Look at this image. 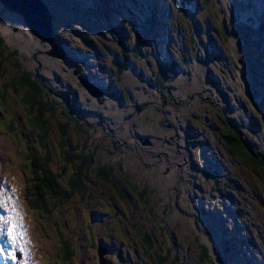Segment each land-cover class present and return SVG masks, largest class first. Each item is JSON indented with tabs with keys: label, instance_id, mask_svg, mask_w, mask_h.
Segmentation results:
<instances>
[{
	"label": "rangeland",
	"instance_id": "rangeland-1",
	"mask_svg": "<svg viewBox=\"0 0 264 264\" xmlns=\"http://www.w3.org/2000/svg\"><path fill=\"white\" fill-rule=\"evenodd\" d=\"M43 1L62 44L82 54L80 58L85 56V62L47 58V43L28 31L21 15L0 4V38L5 39L7 58L3 59L7 70L3 75L8 79L15 75L16 69L8 59L11 48H16L18 72L28 70L40 82V76H45L43 82L51 83V79L55 92H68L73 100L70 103L55 98L46 85L37 82L46 93V101L55 99L62 104V118L74 114L69 118L74 121L70 123L71 136L63 140L58 135L57 139L54 131L63 137L67 131H59L55 111H51L52 116L47 115L48 129L44 130L48 138L38 144L37 133L30 125L36 109L27 113L19 97L24 90L8 86L3 90L0 82V146L6 152L0 151V170L4 156H8L7 162L17 170L9 183L13 185L19 178L17 188L30 203V181L26 182V177L32 176L31 154L26 151L41 155L48 152L49 167L56 171L62 164L60 146L67 151L66 147L74 143L91 154L96 169H114L118 157L108 155L104 147L120 146L122 139L133 146L119 156L126 171L134 176H120L111 169L116 190L107 183L92 185L91 179H85L82 200L78 194L65 199L61 195L62 202L47 204L44 213L33 208L37 214L28 227L32 240L37 236L41 241L42 263L98 264L99 252L103 258L100 264H264V173L252 165L255 162L228 151L232 148L231 136L240 135L248 140L246 147L255 151V160L264 162V0ZM127 41L129 53L122 47ZM180 54L186 62L178 67ZM129 57L137 65L131 63L127 69L112 63L111 67L113 60L125 63ZM107 66L121 70L123 86L115 85L111 76L106 79L111 90L94 89L93 93L77 85L79 77L90 72L100 76ZM74 69L80 72L78 77L71 73ZM208 94L215 100L209 101ZM147 96L153 103L135 111V105ZM76 101L81 104L75 105ZM175 101L185 102L177 108ZM53 105L60 111L57 104ZM81 105L98 109L97 115L74 113ZM85 117L93 118L96 125L83 124ZM150 117L154 124H159L158 118L163 119L158 126L160 139L152 137L151 146L144 144L148 143L147 135L136 134L148 132L143 126L144 119ZM188 119L200 136L187 127V138L181 130ZM167 120L175 127L171 128ZM174 132L187 141L179 138L178 144V139L173 142L170 137ZM134 139L141 141L144 149L149 148L147 153L155 152L153 168L140 171V175L145 174L144 180L153 184L152 201L132 183L139 178L136 171L140 167L133 155ZM158 152L168 157L158 159ZM165 158L178 159L180 168L165 164ZM176 171L182 173L180 180ZM72 173L68 166L60 180L62 187L67 188L68 181H63ZM174 181L179 185L177 200L172 190ZM12 192L5 187L0 204L10 200V215L20 225L24 218ZM0 225H6L1 216ZM144 235L150 239V246ZM64 243L70 249V259L62 257ZM201 245L205 247L201 249ZM166 249L170 256L163 260ZM203 250L206 256L202 259ZM15 252L21 256L19 250Z\"/></svg>",
	"mask_w": 264,
	"mask_h": 264
},
{
	"label": "trees",
	"instance_id": "trees-1",
	"mask_svg": "<svg viewBox=\"0 0 264 264\" xmlns=\"http://www.w3.org/2000/svg\"><path fill=\"white\" fill-rule=\"evenodd\" d=\"M78 4L83 5V6H87L89 3H83V4L78 3ZM149 11L151 13H154L155 9L149 8ZM87 12H88V10H87ZM52 28L54 31L53 32L54 39L56 40V42L59 44V46L61 48H63L62 45L64 46L65 49L64 48L63 49H64L65 54L69 57V61L71 60V62H74L75 64L82 63V60H83V62H85V59H84L85 56L80 58L79 56L81 54H79L78 51L67 46L65 44V42H63L64 44H62V41H61V38H60L58 32L55 31L53 26H52ZM114 28L116 29V26H114ZM14 29H15V27H14ZM15 31H16V29H15ZM59 40L61 43L59 42ZM0 41H1L0 42V75H3V73L7 71L6 67H5L6 65L4 63V60L7 59L5 56L6 45L4 44L5 39L3 37H2V39L0 38ZM126 44L127 45L124 44L126 47L125 46H122V47L126 53H129V50H131L130 42L127 41ZM47 46L49 47L48 44H47ZM125 48H128V50ZM37 53H38V51H37ZM46 54H48V53L46 52ZM9 56H10V58L8 60L11 61V65L13 66V68L16 69V71H15V75L9 79L6 78V76H4V75L2 77H0V82H2L3 86L5 87L2 89L5 90L6 86H8V87H11L12 90L14 89L15 91L24 90V95L19 96L21 99V104L23 105V107H24V105L27 106V109H28L27 113H32V111L34 109H36V112H35L36 115L34 114V116H32L33 121L30 125L32 127L31 130L34 133H37L38 144L41 143L42 139H45L46 137L48 138V134H45L44 130L48 129L49 123H48L47 115L51 114V116H52L53 112L50 113L51 111H55L54 115L56 116V119H57L56 124H58L60 127L59 131L62 133L67 131V134L65 135V137H63V134H59V133L54 131V133H56V135H57V139H60L59 137L62 136V139L66 140V138H68V136H71V134H70V123L74 124V121H71L69 118L70 117L73 118L74 114L73 115H67V119L62 118V117H64V114H63L64 109H63L62 104L55 99H53L52 101H46V98H47L46 93L43 91L41 86L37 83V82H40V81H37V77L36 76H35V78L32 77L28 70L18 72L21 69H19L20 65H19L18 58H17V56H18L17 49L11 48ZM46 57L47 58L49 57L50 59H56L53 55H49V54ZM123 57H125L124 53H123ZM185 58H186L185 56L180 54V58L177 59L178 60L177 63H180V64L177 65L175 62L176 66H178V67L184 66V64L186 62ZM61 61L65 62L64 59H61ZM112 63H115L119 67H121L123 65V68L127 67V69H128L132 65L131 63H134V62H133V59L131 57H129L128 59L125 60V63L123 62V60H116V61L113 60L111 62V67L113 66ZM134 65H137V64L134 63ZM67 66L68 65H66V67ZM75 70H76V72H74ZM74 71H72L71 73L75 77H78L77 73H80V72L77 69H74ZM104 71H105L104 74L106 76L104 83L106 82V79L111 76L113 78V80H116V82L114 83L115 85H118V86L122 85L123 86V78H122V74L120 73L121 70H119L118 68H111L110 69V67L107 66ZM112 71H115V73H113ZM40 72H41V69H40ZM40 72L38 70L36 71V73H38V74H41ZM92 76L93 75L91 74V77ZM44 77L45 76H42V75L40 76V78L42 80V82H40V83L46 85L48 87V90L55 96V98H63L66 100L67 103H70V101H73L70 99L68 92L63 93V90H61V93L55 92V88L53 87V82L51 81V79H50L51 83H49V82L45 83V82H43L44 81L43 79H45ZM163 77L165 79L164 74H163ZM95 78L97 79L98 85L103 90H105V89L111 90L110 85L108 83H105L107 85V86H105V84L103 83V80L100 76L99 77L95 76ZM76 83L78 86L85 89L84 86L81 84L80 77L77 79ZM133 85H135V84H133ZM72 86H73V84H70V87H72ZM113 87L116 89L115 86H113ZM124 88L127 89L128 86L124 85ZM1 93H2V91H1ZM202 96H203V92L201 91L198 94L197 98L200 100L202 98ZM206 98H208L209 101L215 100L213 94L210 96L208 94L206 96ZM54 101H56V102H54ZM103 102H106L107 104H111L109 101H103ZM175 102L177 103V101H175ZM184 102L185 101H178V104L176 107L181 106ZM152 103H153V101L150 98V96L149 97L147 96L145 98V101H142V103L138 104L137 106L135 105V107H136L135 111H137L136 109H139L141 107H142L141 109H144V107L146 105L150 106ZM53 104H57V106L60 107V111ZM74 104L75 105L81 104V102L76 101ZM110 108H112V107H110ZM77 112L82 113L84 115H92V114L97 115L98 109L93 108V107H89V106L81 105L76 109V111L74 113H77ZM75 115L77 116V114H75ZM106 115H109V114H106ZM129 115H132V112L130 113V111H129ZM217 116H218V114H217ZM115 117H117V116H115ZM92 119L93 118L85 117V120H83L82 123L85 125L91 126V124L94 122V120L92 121ZM162 120H163L162 118H158V123L161 124ZM75 121H78V120H75ZM225 121L227 122V119H225ZM168 123L170 124L171 128L175 127V124H172L174 122L168 121ZM159 124H154L152 117H150V119L145 118L143 127L145 128V130H148V132L136 133L137 135H139L137 137H143V136L147 135V137H145V138H148V143H144V144H150L152 137H156V139H160L159 130H158ZM187 127L190 129V131L196 130L198 132V133H196L195 131H191L192 133L193 132L195 133L194 135H196V136L201 135L200 134L201 132L199 131V129L197 127H195V125L191 121H189V119H188L187 123L181 127V130L184 131L187 138H188V132L186 131ZM139 130L140 129H138V131ZM58 135H59V137H58ZM141 135H143V136H141ZM107 136H110V133H108ZM182 136L183 135L181 133L174 132L173 136H171L170 139L173 142H175L178 139L177 144H178L179 138H183L186 142L187 139H185ZM197 139H198L197 137H193V140H197ZM204 139H205V137H204ZM117 140L120 141V139H117ZM165 140L167 141V139H165ZM231 140H232L231 141L232 148L231 147L228 148V151L229 152L234 151V152L240 154L241 156H243V158H247V159L251 160V162L252 161L255 162L256 164H252V165L253 166L255 165L257 168L260 169L261 172L264 173V162H261L259 159L256 161L255 159L257 157L255 156V151L246 147L248 140L245 138L242 139L240 137V135L235 136V137L231 136ZM135 142H136V146H134L133 155L136 157L135 158L136 163H138V166H140L139 169L136 171V176H138L139 178H136V181H134L132 179L131 180H132V183L135 186V188H137L140 191L144 190L148 196L147 200L152 201L150 194L154 189L153 184H151L149 181L146 182L144 180L145 178H143V176L145 177V174L140 175V171L141 170L148 171L149 168H153V165L155 163V158H156L155 157L153 159V156H155V152L147 153V152H149L148 147H146L144 149L141 141L135 140ZM120 143L122 145L111 147V149H108V150H107V147H104V150L106 151V153L108 155L114 154V156L117 155V157H118V159L116 160L117 162L115 164L116 168H114V169L111 167H109L108 169H104V168L96 169L97 165L92 160L91 154L86 151L85 147H79V146L75 145L74 143H73V145H68V147H66L67 151H65L62 148V146H60V154L61 155H59V157L61 158L60 161H62V164L60 162V164L58 166H61V167L56 171H53L49 167V161H50L51 156L49 155L48 152L41 155L38 153L36 154L35 150H33V151L30 150V152L26 151V154H28V156H30V154H31L29 162H30V169L32 171V173H31L32 176L26 177V182L30 181V188L29 189L31 191L29 194H27L29 199H30V203H29L30 206L32 208L36 209L38 212L40 211L41 213H44V211L47 210V204H50V203L53 204V202H55V205H57L56 203L62 202L61 195H63V198L65 199V197L67 198L68 196L70 197L71 195L74 196L75 194H78L82 200L83 195H84L83 189H86L82 183V180H85V179L87 181H89V179H91L92 185H94L97 182L107 183L110 188L114 187L116 190V185H115V181H114L115 177L113 176L112 170H113V172H116L120 176H127L129 178L134 176L129 171H126V169L124 168L123 158H120V156H119L120 153H125L123 151H125L126 147L131 148L133 146L127 144L122 139H121ZM81 144H84V141H82ZM151 145H152V143L149 146H151ZM182 146H183V151L184 150L186 151L187 149L185 148V146L184 145H182ZM33 152H35V153H33ZM145 156H147V157H145ZM165 156L168 157L164 153H161V152L157 153L158 159H161L162 157H165ZM177 160L178 159L175 160V158H171V159L165 158V164H171L173 168L174 167L180 168V163ZM108 161L111 162L110 160H108ZM68 166L71 168L73 173L69 174V177L65 178L63 181V182H65V180L68 181L66 183L67 184V188H66V187L61 186L62 182L60 180H62L64 178L63 175L67 172ZM104 167H106V165H104ZM95 169H96V171L94 172ZM171 170H173V169H171ZM155 173H157V172H155ZM175 174H176L177 178H179L177 180H180V176H182L181 175L182 173L180 171H176ZM60 177H62V178L58 180V178H60ZM175 182L176 181H174L172 184V190L174 191V193L176 195L175 200H177V198H178L177 193H178L179 185L177 184V182L176 183ZM101 197H103V196H101ZM108 198H109V196H108ZM154 203H156V201ZM184 208H186V207L181 206L182 211H186ZM55 220H57V219H55ZM57 225H60V224H57ZM144 236H145L144 238L146 239L147 246H150V239H148V237L146 235H144ZM198 236L200 237L201 235L198 234ZM66 245H68V244L64 243V247L62 248V257L64 259H70L71 252H70L69 247H67ZM204 247H203V245H201V249H203ZM162 255H163V260L167 259L170 256L169 250L166 249ZM205 256H206V252L203 250L202 259ZM97 257H98V255H97ZM159 264H162V263H159Z\"/></svg>",
	"mask_w": 264,
	"mask_h": 264
},
{
	"label": "bare ground",
	"instance_id": "bare-ground-1",
	"mask_svg": "<svg viewBox=\"0 0 264 264\" xmlns=\"http://www.w3.org/2000/svg\"><path fill=\"white\" fill-rule=\"evenodd\" d=\"M40 2L43 3L45 5L46 10H48V6L44 3V1L40 0ZM0 4L3 7H6L7 9L16 12V10L14 8L10 7V5L7 3V1H5L3 3L0 0ZM16 13H18V12H16ZM47 14H48L49 18L52 17L49 10L47 11ZM47 14H45V15L47 16ZM19 15H21V14H19ZM22 18H23L24 24L26 25L28 31L31 34H33L29 30V27L27 26L23 16H22ZM49 23H50V21H49ZM46 29L47 28H45L44 30H46ZM53 32L54 31H53V28H52L51 23H50V33L52 36L51 40L54 43V42H56V40L54 39ZM41 39L44 40L43 38H41ZM44 41L49 45V47L51 46L49 42H47L46 40H44ZM57 45L59 46L58 43H57ZM59 48L62 51V55L60 54V58L64 59L66 57L64 49L61 48L60 46H59ZM49 50H50V48H49ZM86 56H88V54H86ZM105 69L106 68H104V70ZM90 74H92V73L90 72ZM100 77L102 78L103 83H104V80L106 78L105 74H100ZM80 81H81V84L86 89V91L93 92L94 89L99 90V91H105L98 85L96 80H94L95 81V83H94L85 77H80ZM105 83H107V82H105ZM105 86H107V85L105 84ZM3 149L4 148L1 145L0 151H2V153H6V152H4ZM4 158L5 159L3 162V166L0 170V197L3 194L5 187L12 188V191H13L12 193H13V197L15 200V204L18 206V209L20 210L21 215L24 218V221L22 220V222L19 225L12 218V216L10 215V211H9L10 200H7V202L5 200L4 202L6 204L4 202H2L0 204V206H4V208L1 207L2 210H0V216L2 217L3 221L6 222V225L4 227H2L0 225V264H47L45 261H44V263H42V261L40 259L41 252H39L38 243L39 242L41 243V241L36 236V233H35V236H36L37 240H32L31 235H30V231H29V227H28L29 221L32 220V222H34V215L36 216L37 213H35V212H37V211L35 209V212L33 213V210H32L33 208L31 206H27V205H29V203H28L27 199L24 197L25 196L24 192H21V190L17 188V185L20 183V179L18 178V180H16L15 184H13V185H11L9 183L11 177L13 176V174L17 170L14 169L13 165H11V164H9V162H7L8 156H7V158H6V156H4ZM0 161H1L0 164H2V160H0ZM22 186H23V183H22ZM15 192H18V195L15 194ZM16 196H19L21 198L20 199L21 201L19 199L15 198ZM18 200H19V202H22L24 204V206H26L27 211H24V209L21 208V205L18 203ZM25 200H26V202H25ZM18 227H19V231H18ZM31 231L35 232V228L32 227ZM26 234H28V237H26ZM15 249L19 250L21 253V256L18 259L14 258V250ZM98 254H99V252L97 253V255ZM99 255H98V263L100 264L101 259H103V258Z\"/></svg>",
	"mask_w": 264,
	"mask_h": 264
},
{
	"label": "water",
	"instance_id": "water-1",
	"mask_svg": "<svg viewBox=\"0 0 264 264\" xmlns=\"http://www.w3.org/2000/svg\"><path fill=\"white\" fill-rule=\"evenodd\" d=\"M3 3L7 1L10 7L24 17L29 30L37 37L43 38L50 43L49 55L60 57L62 51L56 42H52L50 33L49 16L45 5L40 0H1ZM47 14V16L45 15ZM47 28L46 30H44ZM94 93V91H93Z\"/></svg>",
	"mask_w": 264,
	"mask_h": 264
},
{
	"label": "flooded vegetation",
	"instance_id": "flooded-vegetation-1",
	"mask_svg": "<svg viewBox=\"0 0 264 264\" xmlns=\"http://www.w3.org/2000/svg\"><path fill=\"white\" fill-rule=\"evenodd\" d=\"M68 58V59H67ZM64 61H69V57L66 55V57L64 58ZM71 61V60H70ZM69 61V62H70ZM68 65H69V63H68ZM68 67V66H67ZM85 78H87L88 80H90V81H92V82H94L95 83V81L94 80H96L97 81V79L95 78V77H91V74H87V75H85ZM177 104H178V101H177ZM180 106H178L177 108H179ZM184 107V106H183ZM93 116L95 115V114H92ZM92 124H95L94 122L92 123ZM91 124V125H92ZM96 125V124H95ZM169 126H170V124H169ZM144 146V145H143Z\"/></svg>",
	"mask_w": 264,
	"mask_h": 264
}]
</instances>
